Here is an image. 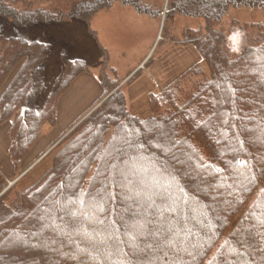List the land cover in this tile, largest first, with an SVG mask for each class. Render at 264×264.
<instances>
[{
	"label": "trees",
	"instance_id": "trees-1",
	"mask_svg": "<svg viewBox=\"0 0 264 264\" xmlns=\"http://www.w3.org/2000/svg\"><path fill=\"white\" fill-rule=\"evenodd\" d=\"M45 1L0 0V17L29 28L88 23L114 4L150 13L141 0ZM240 7L264 13L261 0L172 3L203 21L184 33L198 61L151 93L146 117L118 88L61 140L39 181L0 196V264H264V22L244 27L235 56L215 28ZM51 52L0 33V124L17 171L87 69L60 54L54 72ZM184 78L197 81L184 88ZM118 81H104L102 97Z\"/></svg>",
	"mask_w": 264,
	"mask_h": 264
},
{
	"label": "rangeland",
	"instance_id": "rangeland-1",
	"mask_svg": "<svg viewBox=\"0 0 264 264\" xmlns=\"http://www.w3.org/2000/svg\"><path fill=\"white\" fill-rule=\"evenodd\" d=\"M28 1H31L33 7L51 8L45 0H25ZM141 1L142 5L148 8L149 14H139L130 7L114 4L111 9H106L110 13L103 14L106 16L99 22L96 20L95 24L91 21L83 23L78 19L63 17L54 22L19 28L0 17L2 35L26 41H38L51 46L53 53L51 52L48 62L50 61L54 72H57L59 66L58 56L64 54L70 60H82L87 66V69L76 79L83 76L89 79V81L85 79L75 81V79L61 93L62 108L57 103L56 124L42 125L31 158L28 157L29 159L27 158L22 166L20 164L18 171L11 163L8 154L9 123L0 124V156H3L0 158L2 163L0 183H5L6 187L9 186V189L18 193L39 181L49 169L51 155L62 137L71 133L72 129L74 130L84 117L90 115L104 98L102 97L105 93V86L103 88L102 84L104 81L109 86L113 80H119L117 86L121 85L119 88L127 97H131V100L127 98L128 109L134 114L146 117L149 114L148 98L151 93L158 92L155 86L157 83H162L160 86L162 89L170 81H141L142 73L151 78L154 74L158 76L162 70L167 76L162 79H167L173 72H178L179 75L195 64L196 51L191 44L186 43L184 33L199 28L201 30L203 21L199 17L181 16L170 11L172 3L176 0ZM233 1L239 4L243 0ZM15 7L23 8L21 4ZM263 22V12L240 7L230 9L223 24L216 25L215 28L222 30L226 35L224 40L226 49L230 46H238L239 40L240 49L242 44L243 48L246 45V39L243 40L244 27ZM91 30L94 31L95 36ZM228 52L231 56L236 54ZM154 64H157L155 69H153ZM110 67L116 73L112 72ZM93 76L97 81H90ZM181 81L183 82L180 86L189 88L192 86L191 82L184 81H197V79L184 78ZM4 90L5 88L0 89V97ZM9 168L12 171H9Z\"/></svg>",
	"mask_w": 264,
	"mask_h": 264
},
{
	"label": "crops",
	"instance_id": "crops-1",
	"mask_svg": "<svg viewBox=\"0 0 264 264\" xmlns=\"http://www.w3.org/2000/svg\"><path fill=\"white\" fill-rule=\"evenodd\" d=\"M111 9V8H110ZM134 12H136L134 9H132ZM108 10H104V11H101V12H98L97 14H95L92 18H91V23H94L95 24V21L97 20L98 22L99 21H101L102 20V18H104V16H106V15H103V14H107V13H110V11L109 12H107ZM137 13V12H136ZM91 33L95 36V33H94V31H92L91 30ZM95 39H96V37H95ZM103 50V52H104V49H102ZM198 61V59L196 58L195 59V63ZM158 64V63H157ZM157 64H154L153 65V69H155L156 67H157ZM193 65H191L190 67H192ZM189 67V68H190ZM189 68H187L186 70H188ZM110 69H112L111 67H110ZM186 70H184L183 72H185ZM112 71H114L115 73H116V71L114 70V69H112ZM175 71V70H174ZM183 72H181V73H179V75H181ZM143 75H142V78L143 79H141V81H173V80H175L179 75H178V72H173L167 79H162V78H164V77H167L166 76V72H162V70L159 72V74H158V76L156 75V74H154V76H152L151 75V78H150V76H147V75H145V73H142ZM163 76V77H162ZM78 79H80L81 81H83L84 79L85 80H88L89 81V79L87 78V77H79ZM78 79H76L75 81H77ZM90 81H97V79H96V77H94L93 76V78H91V80ZM162 85V83H157V86H155L156 88L155 89H157V91L159 90V89H161V86ZM98 88V87H97ZM154 89V90H155ZM126 95V94H125ZM98 97V96H97ZM96 97V98H97ZM126 98H129L130 100H131V97H127L126 96ZM61 100V101H60ZM60 102H62V98L60 97V99H59V101H58V105H59V107H61V104H60ZM63 103H64V101H63ZM129 103V101H128V99H127V104ZM62 108V107H61ZM57 112H58V106H57V110H56V114H57ZM32 152H33V147H32V149H31V151H30V153L25 157V159L20 163L21 164V166H22V164H24L29 158H31V154H32ZM2 155V154H1ZM6 158H7V154H6V156H5ZM29 157V158H28ZM0 158H3V156H0ZM28 158V159H27ZM5 160V159H4ZM1 159H0V166H1ZM8 167H10V166H8ZM10 170L9 171H12L11 170V168H9Z\"/></svg>",
	"mask_w": 264,
	"mask_h": 264
},
{
	"label": "water",
	"instance_id": "water-1",
	"mask_svg": "<svg viewBox=\"0 0 264 264\" xmlns=\"http://www.w3.org/2000/svg\"><path fill=\"white\" fill-rule=\"evenodd\" d=\"M121 85H119V86H117L111 93H109L105 98H103L102 100H101V102L99 103V104H101L104 100H106V98H108L112 93H114L119 87H120ZM99 104L92 110V112L99 106ZM21 114L23 115L24 114V109L22 110V112H21ZM89 115V114H88ZM87 115V116H88ZM86 116V117H87ZM86 117H84L79 123H81L84 119H86ZM79 125V124H78ZM77 125V126H78ZM72 131H73V129H72ZM71 132V131H70ZM67 135V134H66ZM66 135H64L63 137H62V139L66 136ZM15 182V181H14ZM10 187L8 186V187H6V189L0 194V196L1 195H3L4 194V192H6L8 189H9Z\"/></svg>",
	"mask_w": 264,
	"mask_h": 264
},
{
	"label": "built area",
	"instance_id": "built-area-1",
	"mask_svg": "<svg viewBox=\"0 0 264 264\" xmlns=\"http://www.w3.org/2000/svg\"><path fill=\"white\" fill-rule=\"evenodd\" d=\"M239 42H240V40L238 41V46H239V44H240ZM238 46H237V45H236V46H230L228 50H229L230 52H232V53H233V52H234V53H237L238 50H239Z\"/></svg>",
	"mask_w": 264,
	"mask_h": 264
},
{
	"label": "snow or ice",
	"instance_id": "snow-or-ice-1",
	"mask_svg": "<svg viewBox=\"0 0 264 264\" xmlns=\"http://www.w3.org/2000/svg\"><path fill=\"white\" fill-rule=\"evenodd\" d=\"M139 146V145H138Z\"/></svg>",
	"mask_w": 264,
	"mask_h": 264
}]
</instances>
